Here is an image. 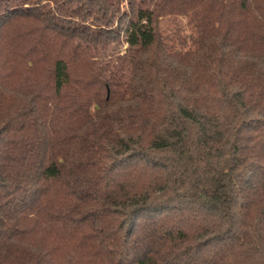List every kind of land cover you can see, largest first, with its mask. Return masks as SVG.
I'll list each match as a JSON object with an SVG mask.
<instances>
[{"label": "trees", "instance_id": "1", "mask_svg": "<svg viewBox=\"0 0 264 264\" xmlns=\"http://www.w3.org/2000/svg\"><path fill=\"white\" fill-rule=\"evenodd\" d=\"M0 0V264H264V0Z\"/></svg>", "mask_w": 264, "mask_h": 264}, {"label": "rangeland", "instance_id": "2", "mask_svg": "<svg viewBox=\"0 0 264 264\" xmlns=\"http://www.w3.org/2000/svg\"><path fill=\"white\" fill-rule=\"evenodd\" d=\"M209 6V0H180L179 5L163 15L161 27L165 31L178 24L184 26L194 12H205Z\"/></svg>", "mask_w": 264, "mask_h": 264}]
</instances>
